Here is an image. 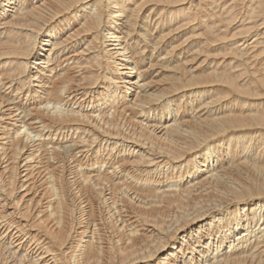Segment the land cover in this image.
<instances>
[{
  "label": "bare ground",
  "instance_id": "bare-ground-1",
  "mask_svg": "<svg viewBox=\"0 0 264 264\" xmlns=\"http://www.w3.org/2000/svg\"><path fill=\"white\" fill-rule=\"evenodd\" d=\"M0 264H264V0H0Z\"/></svg>",
  "mask_w": 264,
  "mask_h": 264
}]
</instances>
